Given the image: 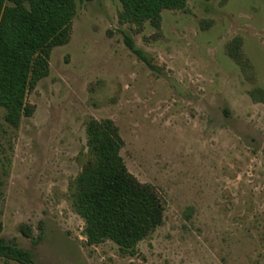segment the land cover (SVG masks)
I'll use <instances>...</instances> for the list:
<instances>
[{
  "label": "rangeland",
  "instance_id": "rangeland-1",
  "mask_svg": "<svg viewBox=\"0 0 264 264\" xmlns=\"http://www.w3.org/2000/svg\"><path fill=\"white\" fill-rule=\"evenodd\" d=\"M75 2L32 115L0 106V240L37 264H264V0H188L160 28L122 20L120 0ZM90 119L115 124L128 171L164 200L133 248L90 242L73 205Z\"/></svg>",
  "mask_w": 264,
  "mask_h": 264
},
{
  "label": "trees",
  "instance_id": "trees-1",
  "mask_svg": "<svg viewBox=\"0 0 264 264\" xmlns=\"http://www.w3.org/2000/svg\"><path fill=\"white\" fill-rule=\"evenodd\" d=\"M121 19L160 28L162 12L185 9L188 0H120ZM76 13L75 0H0V106L16 125L30 116L27 94L49 71L54 47L66 44ZM130 48L142 55L130 41ZM230 55L245 70L240 45ZM87 159L70 186L73 205L85 221L90 242L113 239L123 250L137 246L164 222L165 204L157 187L139 181L119 154L122 139L109 120L90 119L86 127ZM0 256L37 264L31 252L0 240Z\"/></svg>",
  "mask_w": 264,
  "mask_h": 264
}]
</instances>
